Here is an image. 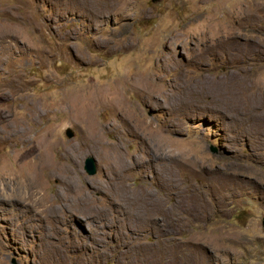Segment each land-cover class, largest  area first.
<instances>
[{
	"label": "rangeland",
	"instance_id": "374dc122",
	"mask_svg": "<svg viewBox=\"0 0 264 264\" xmlns=\"http://www.w3.org/2000/svg\"><path fill=\"white\" fill-rule=\"evenodd\" d=\"M118 1L0 0V174L25 150L12 127L29 119V126L52 131L51 157L75 169L77 189L102 185L95 196L105 210L102 222L78 219L79 205L68 208L72 216L57 208L52 226L42 214L0 198V264H264V105L253 109L264 104V0L114 6ZM234 40L248 48L238 63L221 51ZM169 56L178 71L167 66ZM177 73L185 88L167 90ZM201 73L228 76L242 104L233 95L219 97L215 86L205 95L193 92L190 84ZM148 75L164 92L153 90L145 100L130 79ZM84 88L120 93L129 107L96 106V120L107 126L105 144L82 143L87 126L70 99ZM30 103L39 108L35 117ZM130 105L141 110L149 131L129 122ZM115 141L131 166L123 172L126 181L105 184L110 167L101 155ZM90 156L98 166L94 175L85 170ZM58 177H44L49 195L59 188ZM171 183L197 200L200 214L175 215L170 225L160 214L158 225L132 235L124 224L131 195L146 186L162 196V186ZM70 189L68 202L77 193Z\"/></svg>",
	"mask_w": 264,
	"mask_h": 264
},
{
	"label": "bare ground",
	"instance_id": "6f19581e",
	"mask_svg": "<svg viewBox=\"0 0 264 264\" xmlns=\"http://www.w3.org/2000/svg\"><path fill=\"white\" fill-rule=\"evenodd\" d=\"M123 3L124 0H119L115 3L114 6L121 7L122 5H124ZM234 41H236L238 44H236ZM234 41L229 42L227 45H225L224 49L221 50L222 54L225 56L224 59L231 62H236L238 59H242V57L245 58L248 49L241 45V43H239V40ZM166 61L168 62L167 66H169L172 71H178L180 69L179 63L174 58L169 56L168 58H166ZM159 62H161L162 64L161 58L159 59ZM198 76L200 77L199 81L195 80L194 83L191 82L190 84L193 92H197V94L199 92L201 95H205V91L207 89L211 90L210 87L215 86L214 89L217 91L219 97L223 94L225 96L233 95L234 98L242 104V101L240 99L238 100V94H236L235 91H231L233 88L231 87V81L228 76L217 75L213 77L203 73L199 74ZM230 76L233 81H236L237 83L241 82L240 78H237V75L233 74ZM174 77V79L166 83L167 90L178 92V90L184 89L186 84L179 83V73H177ZM130 80L132 81L133 86H136L140 89L139 91L142 93L143 99L145 100L152 93L164 92L162 89L154 87L156 81L155 78L151 77L150 75L145 77L140 76L138 78H133ZM153 90L154 92L150 93ZM187 92L185 93V95L187 94ZM185 95L181 96L184 98ZM207 95L210 94L208 93ZM70 101L75 104V116H77L80 122H85L87 126V136L85 137V142H82L83 144L89 142H91L93 145L105 144L103 142V134L106 132L107 126L105 127L104 125L100 124L95 117L96 106L98 105V103H111L115 107L121 109L129 108L120 93H117L114 96L110 97L106 89H80L78 90V93L70 99ZM30 105L32 106L30 116L35 117L39 112V108L32 103H30ZM263 105L264 104H255L253 105V109L256 111ZM130 107H132L133 110L128 113L129 122L131 121L136 124L139 129H142L146 132L149 131L150 125L147 122L145 116L142 114L141 110L136 105H130ZM2 122L4 123V125L9 123L5 121V119ZM28 122L29 119H22L20 123L16 122V126L14 125L12 127L13 131L16 130L14 127H17L18 137L21 139L25 150L13 154L10 160V164H8V166L0 174V198H4L1 200H3V202L7 204H15L16 206H19V208L21 207V209L24 208V210L34 214L35 216L38 213L42 214V219L47 223H51L52 226L54 223L52 216L54 215V211H56L57 208L63 209L66 212V215L72 216L73 213L72 215H69L68 208H77L78 205L80 206L78 214L81 215V217L77 215L78 219L87 217L90 219L93 218L96 220H102L103 222V215H105V210H103V206L99 204V198L95 196L96 192L100 190V187L102 185L99 187L95 186L96 189H93L95 187H92L89 184L87 188L83 187V189H80L82 188L80 187L77 189V183L75 181V169H73L67 162L56 163L51 157V153L54 149L53 147L57 146L56 142L53 140L52 131L47 127H42L41 129L37 130L35 126H29ZM261 123L262 124L260 125L264 126L263 114ZM127 127H129V125ZM106 147L108 148L103 152L104 154L101 155V159L106 160L108 167H110V172L105 176L104 183H110L117 178L121 179V182H124V180L126 181V179H124L123 177V172L131 166V163L126 157L121 142L118 143L115 141L112 144L108 143V146ZM64 156L66 158H72L73 153L72 151H67L65 152ZM46 171L49 172V174L46 175L48 177H54L60 173V177H58L60 185L53 196L49 195L45 189L44 177H46ZM112 175H115L116 177H113ZM63 187L65 190H63ZM70 188L77 189V193L75 199L71 202H68L69 200L65 197L66 195L64 194V192L67 189L71 190ZM146 189L147 187L144 186L143 190L134 192L131 195L132 201L129 200L131 202L128 205L129 207H125L124 224L126 228L131 229L132 235L133 233L142 231L143 229H145V227L151 228L152 225H158L157 217L160 214L164 216V222L170 225L174 224L177 221L175 215L187 213L191 218H194L195 216H198L200 214V211L202 210L197 203V200H195L193 196H186V194L185 196H183V193L181 194L178 190H176L177 187L173 184L171 186H162V189L164 191V194L162 196H154L150 194V191ZM98 204L100 206H98ZM108 215L109 214L107 213V216ZM132 219L134 220V223L130 224Z\"/></svg>",
	"mask_w": 264,
	"mask_h": 264
},
{
	"label": "water",
	"instance_id": "95a60500",
	"mask_svg": "<svg viewBox=\"0 0 264 264\" xmlns=\"http://www.w3.org/2000/svg\"><path fill=\"white\" fill-rule=\"evenodd\" d=\"M67 135L72 137L74 135V132L71 129L67 130ZM85 170L88 172L90 175H94L98 171V166L96 163V160L94 157L90 156L86 159L85 163Z\"/></svg>",
	"mask_w": 264,
	"mask_h": 264
}]
</instances>
